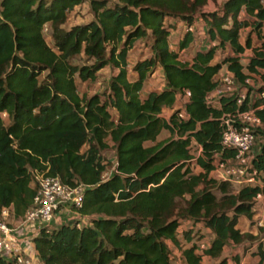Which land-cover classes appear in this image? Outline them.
I'll return each instance as SVG.
<instances>
[{
	"label": "trees",
	"instance_id": "trees-1",
	"mask_svg": "<svg viewBox=\"0 0 264 264\" xmlns=\"http://www.w3.org/2000/svg\"><path fill=\"white\" fill-rule=\"evenodd\" d=\"M84 2L94 19L66 29L68 13ZM209 2L216 0H0V215L9 208L18 221L33 206L35 172L84 187L81 207L72 210L88 223L39 230L32 243L41 264H172L167 242L183 264L219 260L229 243H248L245 252L255 248L264 264V229L254 236L237 228L241 218L253 223L255 198L264 197V0H225L204 12ZM199 22L209 45L183 60ZM179 24L185 34L172 49ZM140 40L148 55L128 69ZM217 51L227 54L217 59ZM81 56L84 64H75ZM105 67L117 71L107 91L79 94L77 81L95 82ZM155 69L164 87L145 93ZM223 70L244 94L214 97ZM186 91L180 119L175 105ZM251 109L261 122L250 163L259 184L233 191L210 174L236 154L221 144L224 120ZM163 132L168 137L158 141ZM109 148L116 163L105 177ZM183 220L212 234L207 248L191 231L180 243ZM0 264L14 262L0 257Z\"/></svg>",
	"mask_w": 264,
	"mask_h": 264
},
{
	"label": "built area",
	"instance_id": "built-area-1",
	"mask_svg": "<svg viewBox=\"0 0 264 264\" xmlns=\"http://www.w3.org/2000/svg\"><path fill=\"white\" fill-rule=\"evenodd\" d=\"M221 77L220 84L234 85L233 79L227 72H225V76ZM246 82L248 83V81ZM230 92L232 91L230 90ZM217 94L219 96L223 93L218 91ZM189 96L190 93L186 91L184 98L187 100ZM260 97L264 99V94H260ZM243 99V95L239 96L238 104H241ZM179 109L178 117L184 119V106ZM260 124L259 118L255 116L252 109L224 120L225 129L221 144L224 148L235 150L236 154L233 161L215 165L210 174L214 180L227 182L231 185L237 184L239 187L259 184L256 171L250 168L252 158L250 153L255 140L254 131ZM200 152L201 147L198 146V154ZM34 180L37 191L33 206L22 219L17 221L19 225L11 224L14 217L9 208L3 209L0 215V257L9 259L14 264H34V261L28 256L29 251L27 250L28 245L34 249L32 239L42 228L54 225L57 213L62 210L68 212L72 208H80L83 201L84 187L82 185L65 186L58 178L45 176L38 172L34 173ZM262 200L264 197L261 194L255 198L257 203ZM257 226L264 229V208ZM38 264L41 263L38 261Z\"/></svg>",
	"mask_w": 264,
	"mask_h": 264
},
{
	"label": "rangeland",
	"instance_id": "rangeland-1",
	"mask_svg": "<svg viewBox=\"0 0 264 264\" xmlns=\"http://www.w3.org/2000/svg\"><path fill=\"white\" fill-rule=\"evenodd\" d=\"M225 0H216L215 3L213 2H209V4L203 8L204 12H213L214 10H216V8L220 7L221 4L224 2ZM94 19V15L92 13V10L90 8L89 3L84 2L78 6H76L71 12L68 13L67 15V21L65 24V28L68 29L71 26L74 25H82V24H86L91 22ZM185 27L181 24H179L177 26V29L175 31H173L170 35L169 38V44L170 47L172 49H176L177 44L179 42V40H181L185 34ZM192 33L194 36V43L191 46V48L189 50H186L184 52L181 53V59L186 60L189 59L195 52L196 49L200 48V47H206L209 45L208 42V38L205 35L202 26L200 24V22L196 25V27H192ZM49 28L46 26V29L44 31V36L46 41L50 44V38H49ZM245 37L244 32L242 33V39L241 42H243ZM149 49L146 46L144 41H137L134 45V48L129 52L128 54V69H131L133 67V65L145 58L148 55ZM227 53H222L220 51H217L216 53V58L220 59L223 56H225ZM247 56L243 57V64L245 63ZM73 62L75 64L78 65H82L84 64V58L81 56L80 58H77L75 60H73ZM117 74V71L110 68V67H105L104 69H102L100 72H98L97 74V80L95 82L92 83H82L79 80L77 81V89L79 94H87L88 96H92L94 94H102L105 91H107V86L108 83L111 79V77L115 76ZM221 76H225V71H221L220 76L217 77L218 81L221 80ZM134 74L129 71L128 72V78L130 80L134 79ZM257 84V83H255ZM164 87V79H163V74L162 71L160 69H155L153 71V73L151 75L148 76L146 82H145V87H144V92H150V91H156V92H160ZM230 87V88H228ZM230 90H239L242 94H244L246 92L245 88H241L239 87V85L234 84V85H226L224 83H221L219 88L216 90V92L214 93V97H217L218 94L217 92L219 91L220 93H229ZM186 102V99L184 97H182L181 95L177 96V101H176V105H175V109H179L180 107L184 106ZM170 110L168 109H164L162 116L164 118H168L170 115ZM168 137V134L163 132L159 137H158V141H162L163 139H166ZM257 141L255 140L252 146V151L250 153V155H253V151L255 149H257ZM195 153V151H194ZM103 158L108 161L109 163H111V167L109 168V170L107 171V173L105 174V177L109 176L110 173L113 171V165H115L116 163V156H115V151L112 148H109L108 150L104 151L102 153ZM239 185L237 184H232V190L233 191H237L239 189ZM263 208H264V200H262L259 203H256L255 207H254V218H253V223L251 224L248 220H246L245 218H241L237 228L239 229V231L241 233H249L251 235H256L258 233V220L260 219V217L262 216L263 213ZM59 213H62L63 216V221L60 224H65V223H69L71 221H75L78 219H81L82 224H86L88 223V219L87 218H80L77 214H75L73 212V210L70 211H65L62 210ZM57 213L55 215L58 216ZM60 215V214H59ZM11 224H13L14 226L19 225V223L17 221H12ZM187 231H191L193 234H195V239L194 242H197L199 245H201L202 248H207L209 243L211 242V240L213 239L212 234H210V232L208 230H206L201 224H197V225H192L190 222L183 220L181 221V226L178 230V234H177V239L180 241V243H184V236L186 235ZM31 237V236H30ZM202 237V238H200ZM199 238L201 239L199 241ZM30 242V241H29ZM168 247L170 249L171 252V262L172 264H183V260L181 259V254H180V250L177 249L171 242H167ZM185 245V244H184ZM189 245L186 244L184 247H188ZM249 246L248 243L241 245V246H237L234 245L232 243H229L223 250L222 255L220 257L219 260H212L210 258L204 257L202 260V264H219L221 260H226V264H233L234 260L233 257L238 256L240 257L241 261L240 264H258V259L252 255L251 253H253L255 251V248H253L250 252H245V248ZM27 250L28 252V256L30 257V259L32 261H34V264H38V261L36 259V256L34 254V250L32 249V246L28 245Z\"/></svg>",
	"mask_w": 264,
	"mask_h": 264
},
{
	"label": "crops",
	"instance_id": "crops-1",
	"mask_svg": "<svg viewBox=\"0 0 264 264\" xmlns=\"http://www.w3.org/2000/svg\"><path fill=\"white\" fill-rule=\"evenodd\" d=\"M60 214V215H59ZM58 214V216H56L55 217V221L53 222V224L54 225H57V224H59L60 223V221L62 222L63 220V216H62V213H59ZM76 214V213H75ZM15 221H17V220H15ZM34 250V249H33ZM34 252V254H35V256H36V252H35V250L33 251Z\"/></svg>",
	"mask_w": 264,
	"mask_h": 264
}]
</instances>
